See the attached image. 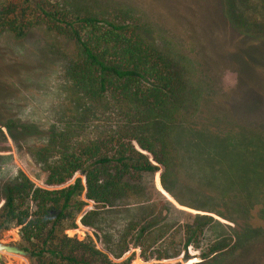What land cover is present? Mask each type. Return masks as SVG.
Masks as SVG:
<instances>
[{
    "label": "rangeland",
    "instance_id": "1",
    "mask_svg": "<svg viewBox=\"0 0 264 264\" xmlns=\"http://www.w3.org/2000/svg\"><path fill=\"white\" fill-rule=\"evenodd\" d=\"M69 3L74 9L135 28L170 62L188 114L174 131L175 138L181 141L185 165L193 158L198 163L195 173L203 175L196 181L201 199L194 200L201 206L211 204L210 211L221 218L208 214L216 224L204 227L193 237L194 246L182 250L185 227L196 223L187 214L202 213L179 206L163 192L156 184V179L160 184V168L156 174L143 175L135 184L142 193L135 198L138 204L126 209L97 210L82 196L86 206L77 217V228L65 234L79 241L89 237L115 263L134 254L131 264H182L180 258L187 251L193 256L187 264H264V202L253 201L258 184L255 186L252 179L253 173L261 170V163L251 148L255 145L253 133L264 139V10L257 7L256 0H236L234 12L241 23L238 28L226 9V0ZM50 40L39 28L19 39L0 30V118L32 127V135L19 143L12 142L6 130L0 128L1 185L21 172L35 187L51 189L44 185L42 167L30 152L45 145L46 135L68 121L72 87L65 73L67 56L61 52L59 42ZM88 123L79 137L94 132L92 126H100ZM187 173H191L190 168ZM93 211L98 215L88 221L94 228L83 226L80 218ZM150 222L155 223L152 231L163 232V237L154 245V239L143 242L146 255L167 250L168 254L179 253L178 257L160 262L141 260L140 249L134 245L136 231L128 228ZM18 230L2 232L0 243L17 245ZM121 240L125 247L120 246ZM105 243L116 252L126 247L128 251L115 259L103 246ZM213 247L223 249L202 260L201 255H209ZM0 264L34 263L27 257L2 252Z\"/></svg>",
    "mask_w": 264,
    "mask_h": 264
},
{
    "label": "trees",
    "instance_id": "2",
    "mask_svg": "<svg viewBox=\"0 0 264 264\" xmlns=\"http://www.w3.org/2000/svg\"><path fill=\"white\" fill-rule=\"evenodd\" d=\"M235 1L226 0V9L239 28ZM256 1L257 7L264 10V0ZM36 28L42 29L51 42H59L61 52L67 56L65 73L72 87L71 112L59 130L46 135L45 145L30 152L42 167L44 185L51 189L35 187L21 172L0 184V234L18 228L19 242L15 247L34 264H131L134 254L115 263L89 237L79 241L65 232L77 228V217L86 206L82 196L97 210L126 209L138 204L135 198L142 193L135 184L143 175L156 174L161 168L160 184L157 179L156 184L179 206L202 213L187 214L196 223L185 227L182 250L194 246L193 237L204 227L216 224L208 216L215 213L210 211L211 204L195 203V198L201 199L196 181L203 175L195 173L198 163L193 158L185 165L181 141L175 138L174 131L188 114L170 62L135 28L74 9L69 0H0V30L19 39ZM90 121L100 126H92L94 132L79 137ZM0 128L14 143L32 135V127L1 118ZM253 135L255 145L251 148L261 163V172L252 175L255 186L258 184L253 201L262 204L264 139ZM186 167L187 171L191 169L190 174ZM76 175L80 177L74 178ZM97 215L96 211L88 212L80 223L94 228L88 219ZM154 225L150 222L138 228L131 224L128 228L136 231L134 245L140 249L141 260L160 262L178 257L179 253L168 254L167 250L146 255L143 242L154 239V245L163 237V232L152 231ZM124 242L121 240L120 246L125 247ZM103 246L115 259L128 251L127 247L116 252L107 243ZM221 249L213 247L201 259Z\"/></svg>",
    "mask_w": 264,
    "mask_h": 264
},
{
    "label": "water",
    "instance_id": "3",
    "mask_svg": "<svg viewBox=\"0 0 264 264\" xmlns=\"http://www.w3.org/2000/svg\"><path fill=\"white\" fill-rule=\"evenodd\" d=\"M161 189H162V187H161ZM163 192L167 196H169L164 190H163ZM169 198H170V196H169ZM2 252L9 253V254L20 255V256L24 255V252L22 250L18 249L17 247H15V246L3 245V244L0 243V253H2ZM191 257H193V256H189L188 252L186 251L181 256L180 261H181L182 264H187L188 261L191 259ZM196 263H199V262H196Z\"/></svg>",
    "mask_w": 264,
    "mask_h": 264
}]
</instances>
